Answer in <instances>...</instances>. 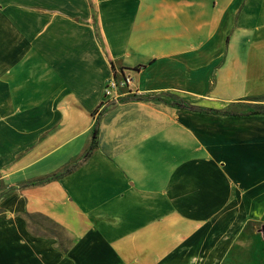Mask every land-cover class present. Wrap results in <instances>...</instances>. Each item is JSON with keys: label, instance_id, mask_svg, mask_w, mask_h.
I'll return each mask as SVG.
<instances>
[{"label": "crops", "instance_id": "obj_1", "mask_svg": "<svg viewBox=\"0 0 264 264\" xmlns=\"http://www.w3.org/2000/svg\"><path fill=\"white\" fill-rule=\"evenodd\" d=\"M112 76L132 81L103 104ZM167 93L264 104V0H0V264H242L264 243V112ZM98 118L87 159L32 182Z\"/></svg>", "mask_w": 264, "mask_h": 264}, {"label": "trees", "instance_id": "obj_2", "mask_svg": "<svg viewBox=\"0 0 264 264\" xmlns=\"http://www.w3.org/2000/svg\"><path fill=\"white\" fill-rule=\"evenodd\" d=\"M166 95L173 97V99L171 101L172 104L178 105L180 107L190 108L192 110L208 111V112H216V113L222 112L225 114H232V115L252 114V113L264 112V104H262V103H256V104H250V105L249 104H243V105H241V106H244L243 109L238 110V111H236L234 109H232V110L231 109L230 110H219V109H214V108H201V107H198L195 105L186 104L183 100L179 99L178 97L172 96V94H170V93H167ZM155 98L162 100V101H165L161 95H157V96H155ZM98 125H99V118L96 120L95 128L93 131L92 143H91L90 147L84 153L81 160H79L73 164L66 165L63 168H61L60 170H58L52 174L46 175L42 178H38L32 182L39 183V182L49 181V180L64 176V175L70 173L71 171H73L82 161L87 159L92 154L94 149H96V147L98 146Z\"/></svg>", "mask_w": 264, "mask_h": 264}, {"label": "built area", "instance_id": "obj_3", "mask_svg": "<svg viewBox=\"0 0 264 264\" xmlns=\"http://www.w3.org/2000/svg\"><path fill=\"white\" fill-rule=\"evenodd\" d=\"M132 81V78L130 76H127L123 78V80L117 79L115 76H112L108 79L105 88V103H111L113 101H116L118 97H120L121 94V88L125 85H129V83Z\"/></svg>", "mask_w": 264, "mask_h": 264}, {"label": "rangeland", "instance_id": "obj_4", "mask_svg": "<svg viewBox=\"0 0 264 264\" xmlns=\"http://www.w3.org/2000/svg\"><path fill=\"white\" fill-rule=\"evenodd\" d=\"M260 240L264 241L263 239H260ZM261 247L262 248L264 247V243H261L258 240H254L253 244H246V245L242 246V248L238 251V254L240 253L239 254L240 260L239 261L242 264H251L252 263L251 261L254 260L253 257L254 256L256 257L257 252H259L258 249H260ZM232 257L233 256L230 257L231 262H232ZM254 264H255V262H254ZM258 264H259V262H258ZM260 264H261V262H260Z\"/></svg>", "mask_w": 264, "mask_h": 264}]
</instances>
